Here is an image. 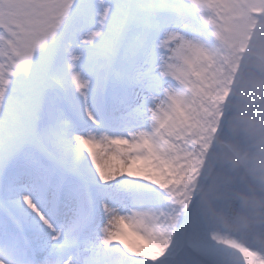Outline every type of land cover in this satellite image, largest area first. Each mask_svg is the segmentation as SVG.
Returning a JSON list of instances; mask_svg holds the SVG:
<instances>
[{"label":"snow or ice","instance_id":"6c2138e0","mask_svg":"<svg viewBox=\"0 0 264 264\" xmlns=\"http://www.w3.org/2000/svg\"><path fill=\"white\" fill-rule=\"evenodd\" d=\"M0 264H264V0H0Z\"/></svg>","mask_w":264,"mask_h":264}]
</instances>
